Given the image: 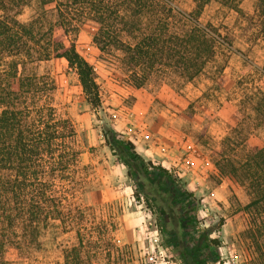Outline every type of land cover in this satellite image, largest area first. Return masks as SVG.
I'll use <instances>...</instances> for the list:
<instances>
[{
    "label": "trees",
    "instance_id": "trees-1",
    "mask_svg": "<svg viewBox=\"0 0 264 264\" xmlns=\"http://www.w3.org/2000/svg\"><path fill=\"white\" fill-rule=\"evenodd\" d=\"M32 1L0 0V264L24 260L39 246L40 231L51 221H59L77 237V243L64 251L62 264H98L99 254L111 255L107 236L115 225L102 221L90 230L81 229L84 215L73 203L80 183L78 133L58 112L54 81L50 74L38 73V65L64 59L86 102L96 110L101 107V91L93 66L77 50L80 31L90 34L100 53H122L134 88L156 73L170 72L191 82L219 54L234 51L235 35L227 27L200 23L205 7L215 2L235 12L251 48L264 45V0H255L251 13L241 9L240 0H189V12L173 0H37L39 12L22 22V11ZM242 112L246 116L241 117ZM228 115L232 126L216 167L231 189L247 191L244 211L250 226L243 236L253 246V264H264V141L252 136L254 129L264 126V93L244 94L239 109ZM103 137L113 154L125 153L142 170L157 174L159 190L144 193L146 199L157 204V198L167 196L183 211L192 194L172 179L171 171L145 162L134 144L112 129L105 127ZM234 147H242V152L231 155ZM195 223V216L185 223L183 240L185 226ZM170 235L176 237L174 231ZM179 254L183 264H200L187 242Z\"/></svg>",
    "mask_w": 264,
    "mask_h": 264
},
{
    "label": "rangeland",
    "instance_id": "rangeland-1",
    "mask_svg": "<svg viewBox=\"0 0 264 264\" xmlns=\"http://www.w3.org/2000/svg\"><path fill=\"white\" fill-rule=\"evenodd\" d=\"M173 4L186 12L192 8L189 0H173ZM254 5L255 0H240L247 13ZM38 12V2L33 0L20 20L27 22ZM199 21L227 27L235 35L234 51L219 54L191 82L170 72L156 73L140 88L132 86L121 52L100 53L90 34L80 31L77 50L93 66L101 91V107L96 110L86 102L76 74L68 70L64 59L43 62L36 69L52 77L58 112L72 121L78 133L80 183L73 203L84 215L81 229L90 230L102 221L115 225L107 236L111 255L99 254L98 264H183L179 249L184 242L200 264L255 261L253 246L243 236L250 226V216L244 211L249 202L247 191L231 189L216 164L221 162L223 140L232 126L228 113L239 109L244 94L264 93V45L249 48L243 22L235 12L217 4L209 5ZM131 89L138 90L137 95ZM105 127L139 149L147 146L143 141L147 135L158 138L155 148L161 153L184 149L183 167L167 169L192 194L182 212L180 204H172L167 196L157 198V204L146 199L144 193L159 190L157 174L142 170L125 153L121 157L113 154L105 144ZM252 134L264 141V126ZM234 148L231 155L242 152V147ZM194 216L195 226H185L183 240V227ZM172 231L176 237L170 235ZM76 243L75 231L51 221L40 231L39 246L17 264H62L64 251Z\"/></svg>",
    "mask_w": 264,
    "mask_h": 264
},
{
    "label": "crops",
    "instance_id": "crops-1",
    "mask_svg": "<svg viewBox=\"0 0 264 264\" xmlns=\"http://www.w3.org/2000/svg\"><path fill=\"white\" fill-rule=\"evenodd\" d=\"M211 4H217V3L212 2V3L208 4L205 7V9ZM130 92L137 95L138 90L131 89ZM138 140H140V139H138ZM157 140H158L157 137H153V136L151 137V136L147 135L146 137H144V140H143L144 142H146L147 146H145L144 148H140V149L135 146L136 153L145 162L150 161L154 165L159 164L165 169H169L171 167H179V169H181V167H183V165L185 163V159H184L185 151H184V149H181V151L178 149H176V150L164 149L163 153H161L160 151H158L157 148H155V144H156ZM140 141H142V140H140ZM121 230H123V229H121Z\"/></svg>",
    "mask_w": 264,
    "mask_h": 264
},
{
    "label": "built area",
    "instance_id": "built-area-1",
    "mask_svg": "<svg viewBox=\"0 0 264 264\" xmlns=\"http://www.w3.org/2000/svg\"><path fill=\"white\" fill-rule=\"evenodd\" d=\"M192 167H194L195 165L194 164H191Z\"/></svg>",
    "mask_w": 264,
    "mask_h": 264
}]
</instances>
